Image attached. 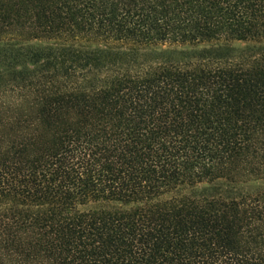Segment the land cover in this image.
Listing matches in <instances>:
<instances>
[{
    "label": "trees",
    "instance_id": "trees-1",
    "mask_svg": "<svg viewBox=\"0 0 264 264\" xmlns=\"http://www.w3.org/2000/svg\"><path fill=\"white\" fill-rule=\"evenodd\" d=\"M232 43L264 0H0V264H264V50L148 54Z\"/></svg>",
    "mask_w": 264,
    "mask_h": 264
},
{
    "label": "rangeland",
    "instance_id": "rangeland-1",
    "mask_svg": "<svg viewBox=\"0 0 264 264\" xmlns=\"http://www.w3.org/2000/svg\"><path fill=\"white\" fill-rule=\"evenodd\" d=\"M36 45V44H34ZM210 48H228L232 51H235V54L240 53L241 51H252V52H257L264 50V43H250V44H242V43H232V44H225V45H204L202 47H197V48H189V47H181V46H163V47H158L155 49H152L149 51L148 54H150V57L152 59L156 58L157 56L155 53H161L163 54L162 60L166 61L167 59L172 57L177 58H182L180 53H189V56L196 54L199 51L210 49ZM229 51V50H225ZM170 54V55H169ZM260 184H250L247 186H239L240 189L245 188L248 191L257 189L260 187ZM231 189V186H229L226 183H217L214 186H201L198 188L197 193L198 194H206V195H213V194H220L223 193L224 191H229Z\"/></svg>",
    "mask_w": 264,
    "mask_h": 264
}]
</instances>
